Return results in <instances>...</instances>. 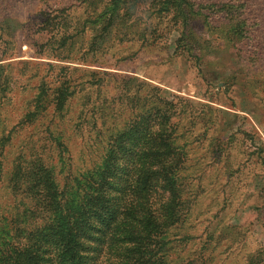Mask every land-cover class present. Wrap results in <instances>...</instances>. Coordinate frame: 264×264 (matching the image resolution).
<instances>
[{
	"label": "rangeland",
	"instance_id": "1",
	"mask_svg": "<svg viewBox=\"0 0 264 264\" xmlns=\"http://www.w3.org/2000/svg\"><path fill=\"white\" fill-rule=\"evenodd\" d=\"M178 2L195 18L182 37L168 15ZM104 11L111 26L100 33L90 14ZM54 16L65 17L71 38L44 29ZM86 71L144 81L148 94L160 88L185 107V216L167 262L264 264V0H103L86 8L79 0H0V243L17 218L27 231L41 223L30 217L29 196L12 187L30 158L50 162L60 188L100 159L92 109L83 105L89 89L74 94L61 122L51 109L31 115L58 77L84 81ZM117 87L110 81L100 97L110 104ZM110 105L105 124L121 126L128 111Z\"/></svg>",
	"mask_w": 264,
	"mask_h": 264
},
{
	"label": "trees",
	"instance_id": "2",
	"mask_svg": "<svg viewBox=\"0 0 264 264\" xmlns=\"http://www.w3.org/2000/svg\"><path fill=\"white\" fill-rule=\"evenodd\" d=\"M79 1L86 8L99 6L103 0ZM169 8L173 13L168 15L179 27L180 36L191 32L195 23L191 12L185 15L180 2ZM107 12L90 14L100 23V33L111 26L112 13ZM218 12L231 18L238 14L228 9ZM44 25L49 32L61 33L59 38L72 37L66 35L69 26L65 17L46 19ZM85 73L89 79L78 82L63 73L43 90V98L31 115L35 119L51 109L61 122L70 111L74 94L89 89L83 95V105L92 109L94 132L100 139L95 144L100 147L101 143L100 159L62 188L50 162L40 156L30 158L28 167L13 175V189L29 196L30 217L41 223L27 231L19 226L22 218H17L10 240L0 243V264H169L167 245L182 237L176 236L185 216L179 175L185 159L179 143L184 134L179 123L185 107L164 96L160 88L153 87L154 93L148 94L144 81L105 72ZM110 81L118 83L110 104H124L128 111L121 126L105 124L113 107L100 96ZM93 92L96 99L99 97L96 104H91L95 103ZM85 115L86 111L80 112L81 117ZM58 132L55 135L59 136Z\"/></svg>",
	"mask_w": 264,
	"mask_h": 264
}]
</instances>
